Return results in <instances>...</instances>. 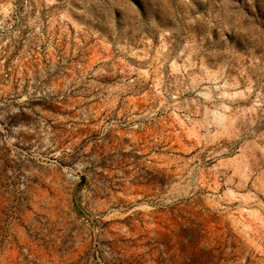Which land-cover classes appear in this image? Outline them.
Segmentation results:
<instances>
[{
  "label": "rangeland",
  "instance_id": "obj_1",
  "mask_svg": "<svg viewBox=\"0 0 264 264\" xmlns=\"http://www.w3.org/2000/svg\"><path fill=\"white\" fill-rule=\"evenodd\" d=\"M16 200L127 264H264V0H0Z\"/></svg>",
  "mask_w": 264,
  "mask_h": 264
},
{
  "label": "built area",
  "instance_id": "obj_2",
  "mask_svg": "<svg viewBox=\"0 0 264 264\" xmlns=\"http://www.w3.org/2000/svg\"><path fill=\"white\" fill-rule=\"evenodd\" d=\"M54 233L37 234L31 226V206L16 200L0 207V264H127L116 254L114 238L103 234L67 237L65 222L52 224ZM57 230V231H56ZM103 230V229H102Z\"/></svg>",
  "mask_w": 264,
  "mask_h": 264
}]
</instances>
